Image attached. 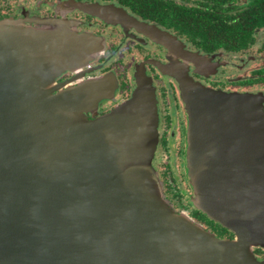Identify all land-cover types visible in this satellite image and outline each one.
<instances>
[{
	"label": "water",
	"instance_id": "95a60500",
	"mask_svg": "<svg viewBox=\"0 0 264 264\" xmlns=\"http://www.w3.org/2000/svg\"><path fill=\"white\" fill-rule=\"evenodd\" d=\"M42 41L0 21V264H264L252 250L264 245L262 95L184 84L195 113L193 202L235 232L218 238L164 197L131 136L129 125L145 116L131 110L135 99L88 119L86 87L52 94L54 78L73 64L63 62L71 51L59 39ZM205 112L229 135L250 134L257 179L241 170L231 177L221 163L216 184L203 181L198 120Z\"/></svg>",
	"mask_w": 264,
	"mask_h": 264
},
{
	"label": "flooded vegetation",
	"instance_id": "af4514ba",
	"mask_svg": "<svg viewBox=\"0 0 264 264\" xmlns=\"http://www.w3.org/2000/svg\"><path fill=\"white\" fill-rule=\"evenodd\" d=\"M258 2L0 0V21L12 22L27 35L68 43L62 50L77 60L54 78L52 94L86 87L88 119L135 99L131 110L145 116L129 128L136 134L142 126L155 127L144 156L171 207L216 237L232 240L234 231L193 202L187 168L191 109L181 82L261 94L264 109V17L254 19L257 7L264 15V2L261 7ZM172 166L178 175H171ZM252 250L264 260V246Z\"/></svg>",
	"mask_w": 264,
	"mask_h": 264
},
{
	"label": "rangeland",
	"instance_id": "374dc122",
	"mask_svg": "<svg viewBox=\"0 0 264 264\" xmlns=\"http://www.w3.org/2000/svg\"><path fill=\"white\" fill-rule=\"evenodd\" d=\"M28 36H32V35H28ZM35 38H37L38 42L41 43L42 46L43 44H45V42L42 41L44 36H35ZM75 58L76 57H68V59L63 60V62L66 63L67 61H76L77 59ZM185 81L188 82L187 80H184L181 82L182 91L183 89H185L186 86L187 88L189 87L188 85H184ZM190 85L191 86L193 85V87L196 89L198 88V86L194 82L193 83L190 82ZM200 87L207 88L206 86H203V85H200ZM186 90L188 91V89ZM191 92H193L192 89L190 91V99L189 98L187 99L189 107L192 105L190 101H192L193 99ZM195 97H197V95ZM194 116H195V113L194 112L192 113L190 110L189 145L192 140L190 137V132L192 131V127H193L192 124L194 121L193 119H195ZM213 120H214V117L213 118L210 117L206 112L203 113L198 120L199 122L198 124L199 126L198 156H199V168H200L199 172H200V175L202 176L203 181H209L212 184L215 183L214 181L216 179L215 166H218L221 163L229 164L230 167L228 169L230 172L229 174H231L232 172V175H230L231 177L233 175L235 176L238 175L239 170H241L243 173L247 175V179L248 178H251L253 180L254 178L257 179L258 176L254 177L255 175H258V173L254 172V165H253L254 158L252 155L253 151H252V148L250 149L247 145L249 138H250V134L246 135L245 140H243L244 137L242 136L240 129H237L235 133L233 134L230 133L229 135L226 133L225 127L220 126V125L217 126L216 124L213 123ZM142 124H143V120H142ZM155 131H156L155 127L151 124L148 127L142 126L140 129H138V133L136 134H134L132 130L131 136H132L133 142L137 146V148H140L141 152H144V154L145 152H147L148 147L153 145V138L155 137ZM230 131H231V128L229 129V132ZM228 138L230 139L228 140ZM189 159L190 158H188V155H187V168H188V175L190 179L191 176L189 174L190 170L188 166ZM172 167H173L172 169L173 172L170 170L171 175H174V176L178 175L179 172L176 169V167L175 166H172ZM217 186H218V183H217ZM162 187H163V184H162ZM262 189L264 191V184L262 186ZM203 190L205 194L204 186H203ZM174 212L178 214L180 213L187 214L186 212H176L175 210ZM261 246H264V245H261Z\"/></svg>",
	"mask_w": 264,
	"mask_h": 264
},
{
	"label": "trees",
	"instance_id": "16d2710c",
	"mask_svg": "<svg viewBox=\"0 0 264 264\" xmlns=\"http://www.w3.org/2000/svg\"><path fill=\"white\" fill-rule=\"evenodd\" d=\"M260 1H263L264 2V0H259V2H258V5L261 7V5L259 4L260 3ZM264 17V15H263V13H262V10L260 9V8H258L257 7V12H256V14H255V20L256 21H258V20H261V18H263Z\"/></svg>",
	"mask_w": 264,
	"mask_h": 264
}]
</instances>
